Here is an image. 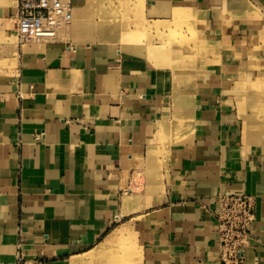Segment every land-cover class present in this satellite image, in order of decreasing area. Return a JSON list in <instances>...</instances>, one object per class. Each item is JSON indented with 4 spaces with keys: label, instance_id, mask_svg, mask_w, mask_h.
<instances>
[{
    "label": "crops",
    "instance_id": "obj_1",
    "mask_svg": "<svg viewBox=\"0 0 264 264\" xmlns=\"http://www.w3.org/2000/svg\"><path fill=\"white\" fill-rule=\"evenodd\" d=\"M19 2L0 0V264H223L222 195L255 199L244 264H264V0H72L59 39L26 44Z\"/></svg>",
    "mask_w": 264,
    "mask_h": 264
},
{
    "label": "built area",
    "instance_id": "obj_2",
    "mask_svg": "<svg viewBox=\"0 0 264 264\" xmlns=\"http://www.w3.org/2000/svg\"><path fill=\"white\" fill-rule=\"evenodd\" d=\"M14 17L21 44L55 41L72 23V0H20ZM255 211L256 202L251 196H220L217 228L223 264H244L243 248Z\"/></svg>",
    "mask_w": 264,
    "mask_h": 264
},
{
    "label": "rangeland",
    "instance_id": "obj_3",
    "mask_svg": "<svg viewBox=\"0 0 264 264\" xmlns=\"http://www.w3.org/2000/svg\"><path fill=\"white\" fill-rule=\"evenodd\" d=\"M126 9H127L126 7H124L123 9L120 8L119 10L116 11L117 15L123 13L122 11L126 10ZM141 12L142 11L140 10V8L139 9H134L132 11V13L135 16L140 15ZM176 24H177V22H176ZM263 31H264V27H263ZM182 40H183V38H182L181 33L180 34L179 33L175 34L174 41L182 42ZM18 41H19V38H18ZM191 41H192V39H191ZM19 43H20V41H19ZM200 49H202V47H200ZM195 53L196 54L192 53L190 55L191 59L195 55L196 56L200 55V51L199 50H197ZM208 57H210V56H208ZM190 61H192V60H190ZM253 89L256 91L255 93H259L260 94V91H259L260 89L258 87L254 86ZM257 96L258 97H253L254 98V100H253L254 101L253 102V112H254V117H255L256 121L254 123V126H252L250 128V130L253 129L252 131L261 132V128H262L261 125H262V122H263L264 109H263L262 101L260 99L261 96L260 95H257ZM253 98H250V99H253ZM132 251H133V247H131V246H126V247H121V248L120 247H112L110 249V251H109V254L111 255V259L112 260L110 262L106 261V262H100V263L101 264H136L135 262L130 260V254L132 253ZM119 255H122L121 258L123 260H121V261L118 260ZM100 263H97V264H100Z\"/></svg>",
    "mask_w": 264,
    "mask_h": 264
},
{
    "label": "bare ground",
    "instance_id": "obj_4",
    "mask_svg": "<svg viewBox=\"0 0 264 264\" xmlns=\"http://www.w3.org/2000/svg\"><path fill=\"white\" fill-rule=\"evenodd\" d=\"M144 2V1H143ZM143 2H138V3H136L134 6H133V8L134 9H137V8H140V7H142L143 8V6L145 5ZM101 249V248H100Z\"/></svg>",
    "mask_w": 264,
    "mask_h": 264
}]
</instances>
